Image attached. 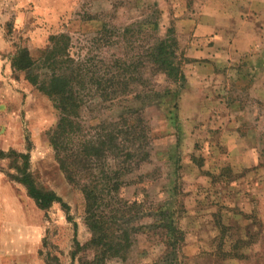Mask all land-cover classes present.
<instances>
[{
  "label": "rangeland",
  "instance_id": "374dc122",
  "mask_svg": "<svg viewBox=\"0 0 264 264\" xmlns=\"http://www.w3.org/2000/svg\"><path fill=\"white\" fill-rule=\"evenodd\" d=\"M171 26L186 78L175 92L164 75L142 65L146 48ZM61 34L70 38L73 57L94 61L97 77L101 68H109L104 78L117 75L118 59L134 60L136 72L128 75L160 92L146 102L135 85L111 103L83 83L82 145L93 132L108 134L101 127L127 107L140 110L152 136L148 158L133 165L117 191L128 205L136 203L134 215L115 223L128 232L130 247L125 259L104 264H159L171 251L165 234L148 227L161 219L149 212L159 210L183 234L179 264H264V0H0V150L28 155L36 184L53 191L69 216L60 204L39 210L6 177L10 161L0 160V264H80L95 254L78 252L91 237L84 197L49 144L57 112L26 80L30 74L46 82L48 74L41 62L26 71L11 67L23 49L39 60L49 38ZM99 157L109 172L116 161ZM120 160L127 166L126 157ZM111 207L101 208L105 218Z\"/></svg>",
  "mask_w": 264,
  "mask_h": 264
},
{
  "label": "trees",
  "instance_id": "16d2710c",
  "mask_svg": "<svg viewBox=\"0 0 264 264\" xmlns=\"http://www.w3.org/2000/svg\"><path fill=\"white\" fill-rule=\"evenodd\" d=\"M104 30L105 28H102L100 32ZM176 51L177 40L171 26L167 29L165 38L155 41L146 48L145 62L142 63L143 66L148 65L164 75L172 86L176 87L174 92L186 80L181 63L177 61ZM36 62H41V69L47 72L46 82L40 83L37 76L30 74H26V80L52 102L57 112L58 120L49 137V144L66 180L78 187L85 201L84 221L91 237L78 252L94 249L95 254L91 260L83 258L79 263L104 264L110 258L125 259V253L130 247L129 235L125 230H118L115 223L118 221L117 216L124 219L128 212L129 215H134L136 203L128 205L119 197L117 191L123 183L121 182L123 177L131 173L133 165L143 163L148 158L151 129L144 123L139 109L127 107L124 108L125 112L108 127H101V131H104V128L110 130L108 134L103 132L100 135L93 132L89 137L88 145H82L83 137L80 134L82 127L79 118L83 103L81 90L87 79L90 86H96L102 92L99 98L103 102L111 103L126 99L135 85L143 87L139 96H144L146 102H152V98L160 95V92L153 89L154 84L150 81L147 86V80L144 81L142 77L135 78L133 75H128L131 69L136 72L134 60L127 64L118 59L114 62L117 75L104 78L108 75L109 68L106 70L101 68L102 77H97L95 73L97 68L93 60L75 58L70 54V38L65 34L51 36L49 46L40 52L37 61L31 59L26 49L18 51L11 61V67L16 71H26ZM106 83L110 89L108 94L105 92L106 87L101 88ZM170 91L171 89L167 88L163 93L167 94ZM124 145H127V148H124ZM101 154L110 156L116 161L109 172L105 158L104 162H100ZM122 157H126L127 162L129 161L127 166H124L120 160ZM3 159L10 161L9 170L13 171L6 174V177L21 185L27 197L39 210L46 211L52 205L60 204L65 209L66 217H69L68 208L61 199L53 191L45 190L36 184L29 171L28 155L12 150L7 153L0 150V160ZM110 205H112V215L105 218L101 208ZM149 213L148 217L158 216L161 219L148 227L162 231L167 237L164 238V246L167 250H171L164 253L159 264H179V251L184 242L181 230L173 226L172 219L162 210L156 215ZM137 216L138 213L135 217ZM74 245L79 246L77 242ZM74 258L75 253L72 252L71 259ZM52 260L57 259L53 257ZM45 264L51 263L45 262Z\"/></svg>",
  "mask_w": 264,
  "mask_h": 264
},
{
  "label": "crops",
  "instance_id": "0c3cea01",
  "mask_svg": "<svg viewBox=\"0 0 264 264\" xmlns=\"http://www.w3.org/2000/svg\"><path fill=\"white\" fill-rule=\"evenodd\" d=\"M199 30H202V31H208L207 29H205V28H203L202 26H198L197 27ZM214 29V28H213ZM213 29H212V31H213Z\"/></svg>",
  "mask_w": 264,
  "mask_h": 264
}]
</instances>
